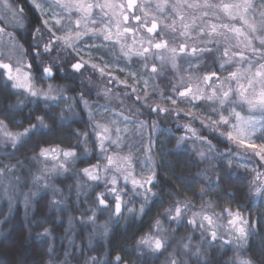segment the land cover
<instances>
[{
  "label": "snow or ice",
  "instance_id": "6c2138e0",
  "mask_svg": "<svg viewBox=\"0 0 264 264\" xmlns=\"http://www.w3.org/2000/svg\"><path fill=\"white\" fill-rule=\"evenodd\" d=\"M32 3L40 10L42 16L48 15L47 10H53L50 19L54 21V26L63 32L62 35L57 36L53 28L49 27V19L42 20L43 27L47 29L50 36L43 44L42 52L37 47L34 55L39 58L42 54L51 55L55 51L57 56L53 58L51 64H42L40 81L55 79L59 55L62 51L66 52L69 49L77 57L70 64L73 73L81 74L86 66H90L101 76L106 74L111 76V72H105L107 64L101 67L92 62L91 56L85 60L80 55L83 49L80 48L79 43L85 37H102L103 41L119 45L120 53L124 58L131 60L135 56L143 60L142 68L147 71L148 78L140 76L145 90L143 95H136V101H139L144 108L157 117L166 115L178 118L184 114L192 120L198 119L204 127L218 132L220 136L243 149L245 153L250 151L252 156L264 162V0H51V3L49 0H32ZM0 4L12 12L13 19L10 22L17 27H23L20 19L23 9L11 6L8 0H0ZM55 8L60 11H54ZM63 20H67L68 23L62 25ZM4 24V21H0V25ZM97 24L100 26L95 27ZM41 31L40 27L34 30V39L38 38ZM4 35L10 37L8 45L2 44ZM129 37H131V43L128 42ZM3 48H7V51L0 50V79L5 86L10 85L21 94L45 101L57 102L60 99L63 88L57 91L53 83H48L46 90L37 86L33 65L26 61L27 51L12 33L7 32L6 25L0 26V49ZM204 54L210 55L216 66H209L199 71ZM180 61L188 65L185 69L187 78L179 75ZM168 66L179 76V80L171 84L170 94L165 95L162 90L159 91L160 102L153 103L151 102L153 95L147 91L149 79L155 81L158 76L164 74ZM59 70L63 71V68ZM129 75L134 80L137 77V73L134 72ZM120 82L131 87L126 81ZM157 91L158 86L153 88V93ZM110 92L111 89H105L102 94L108 97ZM136 92L137 89L132 87V93ZM80 100L88 111L96 147L99 149L101 159L105 161L103 164L98 161L79 170L89 181L103 182L105 186V191L95 194L92 215L86 219L81 218V223L94 224L97 211L103 209H109L111 215L115 217H120L124 211L129 214L136 211L133 207H127L129 201L124 196L127 195L128 190L119 186L121 179L126 185L131 186L132 195L142 196L143 202L140 204L139 212L143 213L146 205L151 202V197L159 195L158 192L153 191L158 183V171L151 136L144 151V160H139L133 150L143 146V132L146 128H150L152 132L159 130L158 120L148 122L137 119L132 128H129L128 124L121 128L120 122L112 118H109L107 123H101L96 116L103 117L104 113L109 112V108L102 106V111H93L84 100L82 93ZM163 101L168 103L164 104ZM184 105L189 106L187 110ZM204 105L210 107L211 114L205 112L197 114L192 111V109L199 110ZM15 107L17 105H7L6 113L11 112ZM70 109L71 105H69ZM140 111V108L135 109V112ZM119 116L125 121L131 119L129 116H124L123 112H120ZM60 118L64 119L63 111ZM14 122L21 125L24 123L23 121ZM181 127L184 128L185 135L177 138L178 149L185 141L194 138L207 146L208 153L215 150V145L201 136L191 123ZM43 130H51L44 115L30 117L27 126H24L22 131L15 132L9 130V124L5 119H0V146H10L11 149L17 150L34 134ZM122 132L125 134L133 132L141 139L139 141H134L130 137L126 139L125 135H121ZM74 135L84 137L85 140L80 143H86L89 134L87 131L74 130ZM110 149H112L111 154H109ZM125 149H127L126 152ZM85 153L90 154L87 148ZM8 154L5 153V155ZM197 155L205 159L207 154L204 151H197ZM31 158L34 160L43 158L44 161H54V163L51 168L45 167L42 170L45 175L33 177L32 184L38 185L36 191L30 188L29 192L23 193L26 209L32 198L39 194L40 189L49 188L47 174L63 175L71 171L68 165L74 164L78 156L72 146L65 148L59 145H41L38 154ZM137 162L142 165L139 174L136 169ZM17 163L21 162L17 161ZM231 165L232 160L229 159L228 166L231 167ZM238 166L248 169L247 164H238ZM14 169L13 164L0 167V185L4 184L5 174H15ZM250 172L252 175L248 183V206L259 203L260 207L264 208V171L251 168ZM108 176L111 178L108 179ZM230 178L227 172L217 175L215 179L205 177L207 183L201 189L199 198L203 200L209 193L220 189L225 180ZM16 180L19 181L20 177L17 176ZM40 181L43 183L40 184ZM109 184L111 187H108ZM0 192L10 204L16 195L21 194L18 185L10 183L0 189ZM225 194L235 199L234 193L226 192ZM108 197L112 198L111 201ZM61 203L62 201L55 199L51 201L52 205ZM191 207H194L192 200L184 197L182 200L176 199L165 209V213L168 219L176 224L186 220L187 224L198 227L201 230V243L206 242L211 247L219 241L221 248H231L234 255L226 260L225 264H256L255 260L247 254V248L250 238L258 235L257 224L264 221V212L258 213L256 220L243 214L242 209L245 205H238L236 210L228 205L219 213H209L206 209L214 207L213 202L209 201L207 204H202L199 211H192L189 218L187 212ZM225 215L227 223H218ZM153 227L162 231L161 221L157 219ZM103 228L101 235L106 237L107 225H103ZM221 228L226 230L227 239L220 231ZM38 235L46 236L50 233L45 228L44 232ZM190 244L191 238L187 243L182 244L184 254L190 250ZM141 246L147 249V254L153 256L167 253L165 264H187V261L179 259L176 253L167 252L169 247L167 236L145 234L137 241L138 252ZM48 252H52L51 247ZM140 254L146 253L140 252ZM193 254L202 255L200 247H197ZM67 255L68 253H65L66 257ZM261 256L264 257V251L261 252ZM48 264H52V261L49 260ZM85 264H102V262L96 256H92ZM114 264H124L123 258L116 255ZM205 264L208 262L205 261Z\"/></svg>",
  "mask_w": 264,
  "mask_h": 264
},
{
  "label": "trees",
  "instance_id": "16d2710c",
  "mask_svg": "<svg viewBox=\"0 0 264 264\" xmlns=\"http://www.w3.org/2000/svg\"><path fill=\"white\" fill-rule=\"evenodd\" d=\"M8 1L16 8L23 9L21 20L27 22L26 26L19 30L20 28L13 24L8 32L16 34L17 39L24 47H31L28 51L30 56L27 57L26 61L33 65L38 87L46 90L47 84L54 82L53 84L59 91L61 86L68 84L73 88V100L76 102H73L74 105L81 102V93L84 98H87L94 92L99 96L95 98L101 100L103 104L108 101L117 103L110 94L108 97L102 93L98 94L95 89L100 86L88 84L86 77L83 78L81 84L76 85L77 87L74 86V82L64 84L66 82L62 74L55 81H40L42 64H51L53 58L57 56L51 54V60H45V62L43 57L45 54L39 58L31 56L35 48L39 47L42 50L43 44L48 39L47 33L44 34L45 28L42 24L41 14L29 0ZM37 27H40L42 31L38 34V38L34 39L33 34ZM4 39L2 37V44L6 43ZM209 47L214 46L209 45ZM4 49L6 50V48ZM201 59L199 71H203L209 66L214 67V61L210 55L204 54ZM56 68H64L65 72H69L68 68L63 65V56L61 55L57 60ZM59 69L58 72H60ZM171 74L172 72L169 71L160 78V81L167 84L165 88L167 91L171 87ZM114 91L129 99L125 90L120 86ZM129 100L131 101L132 98ZM33 101V97L22 96L18 90L12 89L10 85L5 86L3 80L0 79V119H5L8 122L9 130L13 132L22 131L23 127L27 126L30 117L35 115H44L51 129L34 134L25 145L17 150L11 149L10 146H0V167L5 164L15 165V174H5L3 177L4 184L0 185V189L10 183L18 185L19 193H21L16 195L10 204L9 200L2 197L3 194L0 192V264H48L49 260L52 261V264H66V262L67 264H85L92 256H96L102 264H114L116 255L123 258L124 264H165L167 253L153 256L147 254V249L143 246H141L140 252L146 254L141 255L136 250L137 241L149 233L167 236L169 244L167 252L176 253L178 258L187 261V264H205V261L208 264H225V261L234 255L231 248H221L219 241L211 247L206 242L201 243V230L198 227L187 224L186 220L180 224L170 221L165 209L171 206L176 199L182 200L184 197H188L194 205L187 212L189 218L192 211H199L200 206L209 201L214 204V207L206 209L209 213H219L223 207L228 205L233 210H236L238 205H245L242 209L243 214L256 220L258 213L264 212V208H261L259 203L249 207L247 195L248 183L252 175L250 169L257 168L264 171V166H262L264 162H260L257 157L252 156L250 151L245 153L243 149L227 141L218 132L203 125L197 126L200 135L215 145V150L209 154L213 158L212 161L207 157L201 159L197 155L198 150H192L187 141L178 149L176 147L177 138L185 134L181 125L190 123L191 119L183 114L178 118L166 115L157 117L149 110L143 109L142 116L144 119L146 121L158 120L160 129L155 136L157 139L154 143L155 150L153 149L158 171V183L153 191L158 192L159 195L151 197V202L146 205L144 212L140 213V204L143 202L142 196L132 195L131 188L119 184L120 187L128 190L127 195L124 196L129 201L127 207H133L136 211L132 214L124 211L120 217H115L111 215L109 209H103L97 211L94 224L81 223V218L86 219L92 215V208L95 207V194L99 191H105L103 183L89 181L79 171L81 168L98 161L104 163L90 130L92 126L89 123L86 108H82L81 118L71 122L64 120L65 115L63 120L60 118L62 112L60 106L64 104V101H61L60 104L54 103L47 106L43 100H38L35 104ZM132 101L134 103V99ZM65 102L66 105H71L70 99ZM9 104L17 105V107L6 113L5 109ZM134 105H138V108L142 106L140 102L134 103ZM120 107L121 105L118 103L116 108L120 110ZM127 114L129 113L126 112L125 115ZM14 121H23L24 123L21 125ZM74 130L88 132L86 143H80L85 138L74 135ZM151 134V138H154V132L151 131ZM41 145H59L65 148L72 146L77 151L78 159L75 160L74 164L68 165L71 171L63 175L48 173L49 188L40 189L39 194L32 198L29 207L26 209L23 193L29 192L30 188L36 191L38 185L32 184L33 177L45 175L42 170L45 167L51 168L54 163V161H44L43 158L35 160L31 158L38 154ZM85 148L90 154L85 153ZM5 153L9 154L5 155ZM229 159L232 160L231 167L228 166ZM17 161L21 163H17ZM238 164H247L248 169L239 167ZM224 172H227L231 178L225 180L220 189L209 193L201 200L199 193L207 183L205 177L215 179L217 175ZM17 176L20 177L19 181L16 180ZM39 183L42 184L43 181ZM108 187L111 185L109 184ZM226 192L234 193L235 199L226 195ZM53 199L62 201V203L52 205ZM108 199L111 201L112 198L108 197ZM157 219L161 221L162 231L153 227ZM226 221L225 215L220 218L218 223L226 224ZM105 224L108 228L106 237L101 235ZM45 228L49 230L50 235H38L43 233ZM257 229L258 235L249 240L247 254L255 260L256 264H264V257L261 256V252L264 251V247H262L264 221L257 224ZM227 237V234L224 233V238L227 239ZM189 238H191L190 250L184 254L181 246L183 243H187ZM49 247L52 248L51 253L48 252ZM197 247L201 249L202 255L200 256L193 254ZM65 253H68L67 257Z\"/></svg>",
  "mask_w": 264,
  "mask_h": 264
},
{
  "label": "rangeland",
  "instance_id": "374dc122",
  "mask_svg": "<svg viewBox=\"0 0 264 264\" xmlns=\"http://www.w3.org/2000/svg\"><path fill=\"white\" fill-rule=\"evenodd\" d=\"M29 1L33 5L32 0H29ZM8 2L11 5L10 1H8ZM49 3H51V0H49ZM11 6H14V5L12 4ZM35 9L40 12L39 9H37V8H35ZM47 11H48V15H46V16L41 15L42 19L43 20L49 19V27L53 28V31L56 33L57 36L62 35L63 32L61 30H59L58 27L54 26V21L50 19L53 10H47ZM54 11L59 12L60 9L55 8ZM40 14H41V12H40ZM12 19H13L12 12L8 11L7 9H5L2 6V4H0V21L5 22L4 25H0V26L6 25L7 29H8L7 32L10 30L9 28L14 24V23L10 22V21H12ZM22 23H23V27H19L20 28L19 30L24 29V27L27 24V22H25V20H23ZM67 23H68L67 20L62 21V25H66ZM99 26H100L99 24L95 25V27H99ZM13 35L15 36L16 40L20 44H22L20 42V40L17 39L16 34H13ZM3 37L5 38L4 41L6 42L3 45H6L7 43L9 44L10 37L8 35H4ZM128 42L131 43V37L128 38ZM93 45H94V47H93ZM79 46L81 49H83V51H81L80 55L83 56V58L85 60H88L89 56H91L93 63H97L101 67H103L105 64H107L108 67L105 68V72L106 73L111 72V76H109L107 74L104 76H101L98 71L92 69L90 66H86L84 71H82V73L79 74L81 80H84L85 79L84 77H86L87 81L89 82L88 84L99 85L100 87L95 89V91L98 93H103L105 89H111V92L109 94H110V96H112L113 100H115V102H117L114 104L112 101H108V102L103 104L101 100H98L95 98V97H97V98L99 97L95 94V92L93 94L89 95V97L87 96V98H84V100H86L88 102L89 108H91L93 111H102L103 110L102 106H107L109 108V112L104 113L103 117H101L99 115L96 116V119L99 120L101 123H107L109 118L116 119L120 122L121 128H123L125 124H128L129 128H132L134 126V122L137 119L145 120L144 116H142V110L147 109V108L140 106L141 111L135 112V109L138 108V105H134V103H139V101L136 102V95L137 94L143 95V92L145 90V86L143 84V81L140 80V76L143 75L145 78H148L147 71L142 68L143 60L141 58L135 57V56H133L131 58V60L124 58L122 56V54L120 53L119 45H113L112 42L103 41L102 37H98V38H91L90 36L85 37L84 40L79 43ZM145 46H147V45H145ZM24 49L27 51V57L30 56V55H28V51H29V49H31V47L26 46V47H24ZM0 50H2V49H0ZM6 50H7V48H6ZM41 52H42V50H41ZM51 54L57 55L56 52L51 53ZM60 54L63 56V65L66 68H68V70H69L70 64L72 62H74L75 59L77 58L75 53H73L72 50L69 49L66 52L62 51ZM31 56H33V57L35 56L34 51H33V55H31ZM27 57H26V60H27ZM43 57H44V62H45V60L46 61L51 60L50 59L51 55H49V54H45ZM193 62H195V61H193ZM149 63H151V61ZM157 63H159V62L157 61ZM179 64H180L179 75H183V76H185V78H187V73L185 72V69L188 67L187 63H185L184 61H180ZM215 64L216 63L214 62V67H215ZM121 69H123V71H121ZM169 71L172 72V74H171L172 77L170 79V83L172 84V83L177 82L179 80V76L170 68V66L166 67L164 74L162 76H158L155 79V81L149 79V86L147 88V91L153 95V100L151 102H153V103L160 102L158 92L161 90L164 92L165 95L170 94V89L168 91H167V89H165L167 84L163 81H160V78H162L166 73H169ZM191 71H196V70H191ZM132 72L137 73V77L135 80L133 79L132 76L129 75V73H132ZM113 77H115V79H113ZM120 81H126L127 85H130L131 87L126 86L124 83H121ZM74 86L77 87L75 82H74ZM118 86H120L122 89L125 90V93H127V95L129 96V99L130 98H132V100L134 99V103L132 100L130 101L129 99L123 97L119 93H115L114 90L117 89ZM156 86H158V91H157V93H153V88ZM132 87H135L137 89L136 93H132ZM61 88H63V95H61L59 101H57V102L45 101L41 98L33 97V99H34L33 104L38 102V100L45 101L46 105H51L54 103L60 104L61 101H64V104L62 106H60V109H62V111H63V115L66 116V118L64 120L72 122V120H76V119L81 118L82 108H85L84 103L83 102H77L78 105H74V103H76V102L73 100L74 95H73L72 86H68V84H67V85L61 86L60 89ZM56 90L58 91V89H56ZM113 93H115V94H113ZM22 96L30 97L27 94H22ZM62 96L66 97V99L63 98ZM67 98L70 99V102H71V109L70 110H69V105H66V102H65L66 100L68 101ZM118 103H120V105H121L120 110H118L116 108V105H118ZM163 103L167 104L168 102L163 101ZM184 107L187 110L189 106L184 105ZM129 109H132V111H129ZM79 110H80V112H79ZM192 111L197 112V114H200V112H205V113L211 114V110H210V107L208 105H204L203 108H201L199 110L192 109ZM120 112H123L124 116L129 115V117H131V119L129 121L123 120V117L119 116ZM126 112H128L129 114L125 115ZM133 113H135V114H133ZM86 114L88 115L87 110H86ZM186 117L191 119V117H188V116H186ZM151 121L152 120H149L148 122H151ZM190 123H191V126L195 129H197L198 133L200 134V131L197 128V126L202 125L200 123V120H198V119L192 120L191 119ZM90 130L92 131V129H90ZM159 130L157 132H154V136H153L154 138H151V141L153 143V149H154V143L156 142V139H157V138L155 139V136L158 134ZM183 131L185 133L184 128H183ZM121 135H125L126 139L130 137L134 141H139L141 139V137L139 135H135L133 132H129L128 134H125L122 132ZM151 135H152L151 129L146 128L143 132V146L133 150L134 155L136 157H139V160H141V161L144 160V151L149 144V136H151ZM187 142H189V147L192 150L195 149L198 151H204L207 154L206 157H211L209 155L210 153H208V149H207L206 145L200 143L199 141H196L194 138L187 140ZM183 144L181 146H183ZM111 151H112V149L109 150V154H111ZM126 151H127V149H125V152ZM209 160L212 161L213 158H211ZM103 162L105 163V161H103ZM141 167H142V165H140V163L137 162L136 163L137 174H139ZM107 178L110 179L111 177L108 176ZM100 183H103V182H100ZM120 184H123V185L131 188V186L126 185L122 179L120 180ZM2 197H4V196L2 195ZM220 224H224V223H220ZM220 231L227 234V232L224 228H221Z\"/></svg>",
  "mask_w": 264,
  "mask_h": 264
},
{
  "label": "flooded vegetation",
  "instance_id": "af4514ba",
  "mask_svg": "<svg viewBox=\"0 0 264 264\" xmlns=\"http://www.w3.org/2000/svg\"><path fill=\"white\" fill-rule=\"evenodd\" d=\"M43 20V19H42ZM44 33H47V37L49 38V36H50V34H49V32L47 31V29H45V31H44ZM55 51H53L52 53H54ZM52 55H54V54H52ZM61 55V54H60ZM62 56V55H61ZM70 69H69V72H65L64 70L63 71H60V72H58V69H57V71H56V74H55V79L54 80H52V81H55L56 79H58V76L59 75H63L64 76V80H65V82L66 83H64V84H67V83H70V82H75L76 83V85H79V84H81V82H82V80L80 79V75L79 74H76V73H73L72 72V70H71V67H69ZM64 69V68H63ZM84 71V70H83ZM52 83H54V82H52Z\"/></svg>",
  "mask_w": 264,
  "mask_h": 264
}]
</instances>
